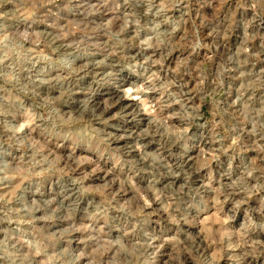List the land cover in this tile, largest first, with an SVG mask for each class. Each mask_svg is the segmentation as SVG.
Masks as SVG:
<instances>
[{
	"label": "clouds",
	"instance_id": "9594fccd",
	"mask_svg": "<svg viewBox=\"0 0 264 264\" xmlns=\"http://www.w3.org/2000/svg\"><path fill=\"white\" fill-rule=\"evenodd\" d=\"M0 264H264V0H0Z\"/></svg>",
	"mask_w": 264,
	"mask_h": 264
}]
</instances>
